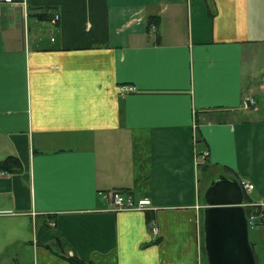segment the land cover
<instances>
[{"label": "crops", "instance_id": "crops-1", "mask_svg": "<svg viewBox=\"0 0 264 264\" xmlns=\"http://www.w3.org/2000/svg\"><path fill=\"white\" fill-rule=\"evenodd\" d=\"M9 155L0 263L206 264L222 178L254 184L242 205H261L249 239L264 248V0L0 1ZM116 188L152 204L114 210Z\"/></svg>", "mask_w": 264, "mask_h": 264}, {"label": "water", "instance_id": "water-1", "mask_svg": "<svg viewBox=\"0 0 264 264\" xmlns=\"http://www.w3.org/2000/svg\"><path fill=\"white\" fill-rule=\"evenodd\" d=\"M244 191L233 178L213 183L205 195L204 245L208 264H257L242 205Z\"/></svg>", "mask_w": 264, "mask_h": 264}, {"label": "built area", "instance_id": "built-area-1", "mask_svg": "<svg viewBox=\"0 0 264 264\" xmlns=\"http://www.w3.org/2000/svg\"><path fill=\"white\" fill-rule=\"evenodd\" d=\"M4 3H22L26 4V0H0ZM58 14H56L52 21H57ZM121 93H128L136 90L134 86L131 85H121ZM257 104V98L254 93L246 94L242 99V107L245 109H251ZM241 185L245 188L246 191L250 192L254 188V184L248 180L241 179ZM109 200L114 210H143L151 206L152 202L148 197H136L133 193L128 190L123 189H112L109 192ZM249 223L254 225L256 223V215L250 214L248 217ZM150 228L153 231H157L158 227L155 221L150 222ZM3 264V263H0Z\"/></svg>", "mask_w": 264, "mask_h": 264}, {"label": "trees", "instance_id": "trees-1", "mask_svg": "<svg viewBox=\"0 0 264 264\" xmlns=\"http://www.w3.org/2000/svg\"><path fill=\"white\" fill-rule=\"evenodd\" d=\"M156 19H153V17L150 18V22H155ZM19 159L18 157L14 156V155H9L6 158H4L3 160H0V170H13L15 168H17V166H19ZM260 205H256L253 211H249L248 214L254 212V213H261L262 210H260ZM152 218L155 217H149V223L151 222ZM75 264H84L83 262H80L78 260H74Z\"/></svg>", "mask_w": 264, "mask_h": 264}, {"label": "rangeland", "instance_id": "rangeland-1", "mask_svg": "<svg viewBox=\"0 0 264 264\" xmlns=\"http://www.w3.org/2000/svg\"><path fill=\"white\" fill-rule=\"evenodd\" d=\"M261 206V205H260ZM261 208V207H260ZM262 217H258V222L259 220H261ZM253 250L255 251L254 253L256 254L257 256V261L258 263L260 264H264V248L260 247V246H256V248L253 246ZM205 252V257H206V264H208V261H207V255H206V250H204Z\"/></svg>", "mask_w": 264, "mask_h": 264}]
</instances>
